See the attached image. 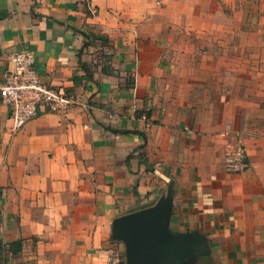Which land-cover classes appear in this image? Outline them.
<instances>
[{
	"label": "crops",
	"instance_id": "crops-1",
	"mask_svg": "<svg viewBox=\"0 0 264 264\" xmlns=\"http://www.w3.org/2000/svg\"><path fill=\"white\" fill-rule=\"evenodd\" d=\"M19 49L80 103L13 131L0 97V264H104L169 185L211 264H264V0H0V82Z\"/></svg>",
	"mask_w": 264,
	"mask_h": 264
},
{
	"label": "water",
	"instance_id": "water-1",
	"mask_svg": "<svg viewBox=\"0 0 264 264\" xmlns=\"http://www.w3.org/2000/svg\"><path fill=\"white\" fill-rule=\"evenodd\" d=\"M172 186L149 206L116 216L111 237L125 243L126 264H211L205 232L170 226Z\"/></svg>",
	"mask_w": 264,
	"mask_h": 264
},
{
	"label": "built area",
	"instance_id": "built-area-1",
	"mask_svg": "<svg viewBox=\"0 0 264 264\" xmlns=\"http://www.w3.org/2000/svg\"><path fill=\"white\" fill-rule=\"evenodd\" d=\"M34 62L33 53L25 49L16 50L11 56L12 67L0 82V97L10 108L13 131L19 130L29 119L38 116L43 108L64 112L80 103L76 95L67 88L44 82ZM249 165L247 148L240 136L236 135L226 145L225 167L231 173H240ZM124 253L123 248L110 245L104 264H126Z\"/></svg>",
	"mask_w": 264,
	"mask_h": 264
},
{
	"label": "rangeland",
	"instance_id": "rangeland-1",
	"mask_svg": "<svg viewBox=\"0 0 264 264\" xmlns=\"http://www.w3.org/2000/svg\"><path fill=\"white\" fill-rule=\"evenodd\" d=\"M112 224V223H111ZM110 241H111V245L114 244V245H117L121 248H123V250L125 251V243L123 240H116V239H113L111 237V232H110ZM125 254V253H124ZM126 256V255H125Z\"/></svg>",
	"mask_w": 264,
	"mask_h": 264
},
{
	"label": "trees",
	"instance_id": "trees-1",
	"mask_svg": "<svg viewBox=\"0 0 264 264\" xmlns=\"http://www.w3.org/2000/svg\"><path fill=\"white\" fill-rule=\"evenodd\" d=\"M135 193H137V190H135Z\"/></svg>",
	"mask_w": 264,
	"mask_h": 264
}]
</instances>
